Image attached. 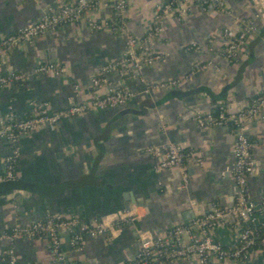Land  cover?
<instances>
[{
    "label": "crops",
    "instance_id": "1",
    "mask_svg": "<svg viewBox=\"0 0 264 264\" xmlns=\"http://www.w3.org/2000/svg\"><path fill=\"white\" fill-rule=\"evenodd\" d=\"M160 2L131 1V34H145ZM223 2L228 13L204 12L193 6L188 16L163 21L154 45L162 59L144 68L141 76L150 83L163 82L185 78L196 65L205 66L180 87L145 94L139 80L124 81L111 72L107 76L110 85L124 86L134 94L126 105L88 111L19 137L16 180L8 182V191L0 195L5 198L0 204V233L46 214L74 216L93 225L120 210L137 208L140 220L122 225L113 239L85 236L79 245L72 246L70 232H59L65 264H128L137 252L141 233L157 235L171 226L187 224L210 212L212 203L224 210L231 208L235 186L221 172L229 171L233 163L232 128L201 129L192 115L213 113L219 105L234 115L264 93V0ZM57 4V0H0V38L38 21ZM89 15L97 21L112 19L108 7H98ZM240 20L251 21L256 30L239 61L228 62L212 52L186 51L191 43L206 42L210 36L215 37L214 47L218 49L221 29L234 27ZM123 47V36L90 32L82 24L46 32L32 45L13 49L2 73H23L28 78L0 87V118H28L31 102L48 103L53 111L65 109L71 102H90L94 94L91 77L108 61L120 58ZM43 63H59L64 75H34L33 69ZM247 136L255 160L248 177V195L258 200L264 193V111L247 122ZM164 142L192 149L199 154L201 164L186 160L183 171L157 170L156 159L145 150ZM10 151L9 143L0 138V184L4 182L3 158ZM183 173L188 179L185 190L181 188ZM237 234L230 224L212 231L213 239L223 246L234 242ZM7 248L6 242H0V264H5L1 256ZM14 253L16 264H53L42 236L18 240ZM230 264H264V253L255 250L246 262Z\"/></svg>",
    "mask_w": 264,
    "mask_h": 264
},
{
    "label": "built area",
    "instance_id": "2",
    "mask_svg": "<svg viewBox=\"0 0 264 264\" xmlns=\"http://www.w3.org/2000/svg\"><path fill=\"white\" fill-rule=\"evenodd\" d=\"M131 1L133 0H57L56 9L48 10L38 21L0 38V87H5L24 82L28 78L23 73H2L1 68L7 55L19 46L32 45L46 32H53L67 25L83 24L90 32L107 31L124 37L121 57L108 61L91 77L90 84L94 88V94L90 102H71L67 108L56 111L51 110L48 103L31 102L32 113L28 118L18 121L0 118V138L5 139L11 147V151L3 158L4 182L16 180V167L20 158L17 142L20 136L40 128L55 127L62 120L81 116L88 111L117 109L133 99L134 94L126 87H115L108 83L107 76L111 72H115L124 81L139 80L144 86L143 92L148 94L178 88L193 73L205 68L204 65H196L185 78L163 82L150 83L141 76L144 68L162 59V55L154 50V45L160 37L166 18H184L191 13L193 6L200 7L204 12L214 10L217 13H228L223 0H162L155 6L150 25L141 37H136L129 31L128 10ZM98 7L110 8V22L90 17L89 12ZM255 30L251 21L240 20L234 27L221 29V45L218 49L214 47L215 37L210 36L206 42L191 43L186 51L212 52L228 62H237L246 55L247 40ZM33 74L62 76L64 68L59 63H43L33 69ZM262 111L264 93L258 94L234 115H229L224 105H219L213 113L192 115L201 129L227 125L232 128L235 138L233 163L229 171L221 172V176H229L234 183L233 205L224 210L212 203L210 212L193 218L187 224L171 226L157 235L141 233L137 252L128 264H170L179 260L192 261L194 264L244 263L253 251L264 253V193L258 200H251L248 195V177L254 171L255 160L252 155L253 144L247 136V122L258 117ZM145 151L156 159L157 170L183 171L186 160L201 164L198 153L192 149L184 150L172 142L149 146ZM187 186L188 179L183 173L181 188L185 190ZM140 218L137 208L120 210L101 218L93 225L85 224L74 216L46 214L42 219L13 226L9 231L0 233V242L8 244L1 260L5 264H16L15 242L42 236L47 240L53 264H65L60 231L70 232L71 244L77 246L85 236L113 239L122 225L139 221ZM228 224L233 225L238 234L234 242L223 246L213 239L212 231L217 226Z\"/></svg>",
    "mask_w": 264,
    "mask_h": 264
},
{
    "label": "water",
    "instance_id": "3",
    "mask_svg": "<svg viewBox=\"0 0 264 264\" xmlns=\"http://www.w3.org/2000/svg\"><path fill=\"white\" fill-rule=\"evenodd\" d=\"M8 182H3L0 184V195L2 192H7L8 191ZM5 201V198L0 196V204Z\"/></svg>",
    "mask_w": 264,
    "mask_h": 264
}]
</instances>
